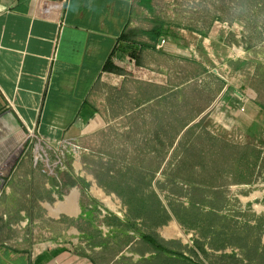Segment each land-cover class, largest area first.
<instances>
[{"label": "rangeland", "instance_id": "obj_1", "mask_svg": "<svg viewBox=\"0 0 264 264\" xmlns=\"http://www.w3.org/2000/svg\"><path fill=\"white\" fill-rule=\"evenodd\" d=\"M152 5L143 4L136 32L145 38L148 27L166 23L157 43L164 52L147 58L173 91L157 89L162 98L128 114L127 91L139 87L142 104L148 94L143 83L130 84L115 110L122 116L81 138L78 157L108 206L135 232L185 255L183 264H264V0ZM143 54L129 61L147 73ZM97 260L119 264L110 254Z\"/></svg>", "mask_w": 264, "mask_h": 264}, {"label": "crops", "instance_id": "obj_2", "mask_svg": "<svg viewBox=\"0 0 264 264\" xmlns=\"http://www.w3.org/2000/svg\"><path fill=\"white\" fill-rule=\"evenodd\" d=\"M152 1L0 0V264H98L97 256L108 254L119 264L152 256L147 264H183L185 257L159 239L166 249H157L108 206L80 152L67 156L64 171L50 174L34 164L28 137L32 129L52 147L60 139L79 144L122 116L115 110L130 84L143 83L148 94L142 104L141 89L128 90V114L173 91L167 79L157 81L162 67L147 58L149 51L146 73L118 46L126 35L129 47L159 48L136 32L147 14L143 4ZM151 88L165 94L151 96ZM249 100L242 99V108Z\"/></svg>", "mask_w": 264, "mask_h": 264}, {"label": "built area", "instance_id": "obj_3", "mask_svg": "<svg viewBox=\"0 0 264 264\" xmlns=\"http://www.w3.org/2000/svg\"><path fill=\"white\" fill-rule=\"evenodd\" d=\"M28 137L32 142L34 164L42 163L45 171L50 174L57 175L59 171L66 169L67 156L70 153L77 154L82 148L70 139L56 140V147H52L48 139L32 129H29ZM52 151L55 153L54 159L51 157Z\"/></svg>", "mask_w": 264, "mask_h": 264}, {"label": "trees", "instance_id": "obj_4", "mask_svg": "<svg viewBox=\"0 0 264 264\" xmlns=\"http://www.w3.org/2000/svg\"><path fill=\"white\" fill-rule=\"evenodd\" d=\"M164 27H165V23L162 22V21H158V22H157V25H156L154 28H152V29L149 30V31H143V33H144L147 37H149L151 40H153V41H155V42H158L159 39H160V37L163 35ZM196 31H197L198 33L204 35V36H208V35H209L208 32L203 31V30H196ZM126 39H127L126 35L124 36V38H123V35H122V37H120V41H122V42H121L120 45H118V46H124V53H126V54L129 55V56H132V57L138 58V57L142 56V54H143L144 51H149V52H150L149 55L153 57V56L155 55L156 52H160V53H161V52H164V51H162L161 49L157 48L156 45H154V46H150L149 44L144 43V42H139L138 45H136L134 48L129 47V46L127 45V41H126ZM137 49H138V51H137ZM149 49L152 50V51H150ZM205 109H206V108H204V109H202V110H199V113H202ZM249 147H251V146H249ZM252 148H253L255 151H257V155H256L257 157H256V160H258V159H259V154H258V153H260V152L257 150V147H254V146H253ZM142 238H143L145 241H147L148 243L154 245V246H155L157 249H159V250H165V249H166V248L164 247V245L161 244V243L158 241V239H157L155 236L151 235V234H146V233H144V234L142 235ZM168 251H169V250H168ZM170 252H172L173 254H177V255H179V256H183V257H185V255H183L182 253H179V252H177V251H170ZM185 258H187V257H185Z\"/></svg>", "mask_w": 264, "mask_h": 264}, {"label": "water", "instance_id": "obj_5", "mask_svg": "<svg viewBox=\"0 0 264 264\" xmlns=\"http://www.w3.org/2000/svg\"><path fill=\"white\" fill-rule=\"evenodd\" d=\"M161 40H164V38H163V37H161V38H160V41H161Z\"/></svg>", "mask_w": 264, "mask_h": 264}]
</instances>
